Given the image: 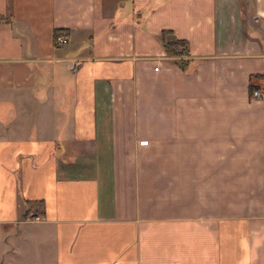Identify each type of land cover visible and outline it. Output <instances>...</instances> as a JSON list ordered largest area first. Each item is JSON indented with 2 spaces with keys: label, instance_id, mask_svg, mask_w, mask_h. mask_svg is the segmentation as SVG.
I'll list each match as a JSON object with an SVG mask.
<instances>
[{
  "label": "crops",
  "instance_id": "1",
  "mask_svg": "<svg viewBox=\"0 0 264 264\" xmlns=\"http://www.w3.org/2000/svg\"><path fill=\"white\" fill-rule=\"evenodd\" d=\"M255 86L264 0H0V264H264Z\"/></svg>",
  "mask_w": 264,
  "mask_h": 264
},
{
  "label": "built area",
  "instance_id": "2",
  "mask_svg": "<svg viewBox=\"0 0 264 264\" xmlns=\"http://www.w3.org/2000/svg\"><path fill=\"white\" fill-rule=\"evenodd\" d=\"M67 41V36L65 34H54V44H63ZM189 53L185 50H182L179 54L178 57H180L181 59H186L188 58ZM264 96V86H255L249 89V97L251 99H257V98H261ZM29 218L33 219V220H40L42 219L41 216H39L38 214H34L33 212H29L28 214Z\"/></svg>",
  "mask_w": 264,
  "mask_h": 264
},
{
  "label": "trees",
  "instance_id": "3",
  "mask_svg": "<svg viewBox=\"0 0 264 264\" xmlns=\"http://www.w3.org/2000/svg\"><path fill=\"white\" fill-rule=\"evenodd\" d=\"M59 33H61V34H66V31L63 30V29H61V28H59V29H55V30H54V34H59ZM182 50H183V48L181 49V51H182ZM181 51L178 50V52H175V53H180Z\"/></svg>",
  "mask_w": 264,
  "mask_h": 264
}]
</instances>
